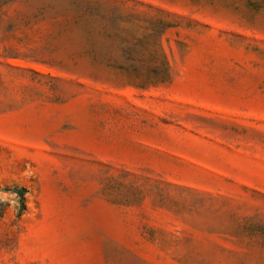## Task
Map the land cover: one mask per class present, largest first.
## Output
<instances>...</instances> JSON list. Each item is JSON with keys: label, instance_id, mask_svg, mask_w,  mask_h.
<instances>
[{"label": "rangeland", "instance_id": "rangeland-1", "mask_svg": "<svg viewBox=\"0 0 264 264\" xmlns=\"http://www.w3.org/2000/svg\"><path fill=\"white\" fill-rule=\"evenodd\" d=\"M0 264H264V0H0Z\"/></svg>", "mask_w": 264, "mask_h": 264}, {"label": "trees", "instance_id": "trees-1", "mask_svg": "<svg viewBox=\"0 0 264 264\" xmlns=\"http://www.w3.org/2000/svg\"><path fill=\"white\" fill-rule=\"evenodd\" d=\"M167 80H169V77H167ZM24 193L25 192L23 190L18 191V194H19L20 197H23Z\"/></svg>", "mask_w": 264, "mask_h": 264}]
</instances>
